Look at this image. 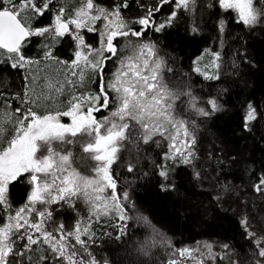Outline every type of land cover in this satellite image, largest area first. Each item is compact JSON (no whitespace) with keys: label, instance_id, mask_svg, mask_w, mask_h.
<instances>
[{"label":"trees","instance_id":"16d2710c","mask_svg":"<svg viewBox=\"0 0 264 264\" xmlns=\"http://www.w3.org/2000/svg\"><path fill=\"white\" fill-rule=\"evenodd\" d=\"M53 2L57 8L65 5L67 9L77 0ZM95 2L111 8L119 0ZM175 3L176 0L169 4H161V0H127L128 7L122 9V15L137 31L143 27L136 23L141 17L151 14V20L159 25L166 23L174 10L176 15L160 32L150 28L141 37H119L118 41L153 43L157 55L164 59L165 79L179 86L182 98L190 91L199 100V109L208 113L188 112L196 141L192 145L194 157L192 161L171 159L165 142L159 141L158 147L155 138L144 143L137 133L125 140L113 171L120 192H129L130 201L124 203V208L130 216L122 221L112 213L101 216L98 222L91 221L95 235L82 237L89 241L87 251L80 245L75 249L77 259L82 256L84 264L93 257L98 264H169L177 259V249L205 241L217 246L214 259H207L205 264H264L257 246V240L264 238V190H256L264 178V20L245 25L233 11H223L218 0H198L193 9L176 8ZM54 15L46 12L34 21V26L53 24ZM82 34L87 41L97 40L93 33ZM43 43V37H32L25 48L26 55L41 59L48 50L41 47ZM75 50L76 44L68 36L59 38L52 47L53 54L61 60H70ZM4 59L0 64V92L5 95L0 99L7 98L9 104L7 109L0 108V123H6L5 111L11 112L20 104L13 94L24 93L23 77L27 74L25 69L11 68ZM213 61L219 67H211ZM114 62L112 58L104 65L105 84L112 78ZM197 67L200 72L195 71ZM205 73L215 78L209 79ZM100 84L101 77L95 76L79 91L99 94ZM106 90L109 108L94 112L97 117L113 108L111 96L115 94ZM188 100L186 96L183 99L184 103ZM210 100L216 101L217 110H212ZM249 105L256 109V119L245 127ZM64 120L67 121L65 117ZM67 147L75 158L89 156L80 141ZM29 180V174L23 173L9 185L10 209L17 210L27 202ZM73 203L75 207L65 202L49 205V230L55 233L57 225L63 224L67 232L82 219L89 222L86 204L82 200ZM7 213V209L0 208V224L6 222ZM154 230L164 235L162 241L150 239ZM47 248L43 245L35 256L52 257ZM40 264L67 261L52 258Z\"/></svg>","mask_w":264,"mask_h":264},{"label":"snow or ice","instance_id":"6c2138e0","mask_svg":"<svg viewBox=\"0 0 264 264\" xmlns=\"http://www.w3.org/2000/svg\"><path fill=\"white\" fill-rule=\"evenodd\" d=\"M170 2L161 0V4ZM218 2L223 9L236 12L239 21L245 25L252 26L264 20V6H257L258 0ZM193 3L194 0H176L175 7L188 9ZM259 3L264 5V0H259ZM127 7V0H119L111 8L101 7L95 0H77L67 9L65 5L57 8L53 0H0V64L5 62L6 57L11 68L27 72L23 77L26 81L24 93L13 94L20 104L11 112L5 111L6 123H0V208H11L9 185L23 173L30 174L32 185L27 205L7 215V221L0 224V264H40V261L52 258L66 260L67 264H84L82 256L77 259L75 249L76 245H80L87 251L89 241L82 237L95 235L91 221L98 222L101 216H109L112 212H116L122 221L129 218L121 202L126 201L128 195L116 192L117 185L110 168L122 142L133 133L139 134L144 143L155 136L170 139L171 159H175L176 155L184 156L186 149L187 155H191L190 148L196 142L195 137L189 131L188 122L178 120L174 114L179 94L163 81V61L155 59V45H133L129 42L131 53L125 55L123 50L118 53L119 37H141L150 28L160 32L171 24L176 12L174 10L166 23L159 25L151 20V14L141 17L136 23L143 27L137 31L122 15V9ZM159 7L157 5V11ZM46 12L55 13L54 23L34 26V21ZM85 31L97 35L98 46L94 47L85 40L82 34ZM65 36L76 44L70 60H61L52 51L59 38ZM32 37H43L46 41L41 47L48 50L41 59L25 53ZM113 56L119 60V68L105 84L104 65ZM216 59H219L218 55ZM210 66L219 67L215 61ZM195 71L200 72L201 69L197 67ZM205 75L209 79L215 78ZM95 76L101 77L99 94L79 91L85 89L86 82H92ZM106 89L115 94L111 96L114 110L110 117L98 121L93 113L109 108L110 95ZM4 95L0 92V97ZM208 103L212 110L218 109L215 100ZM8 104L7 98L0 99V108L7 109ZM25 104L27 106L22 107ZM197 110L202 115H208L203 109ZM63 117L70 118L71 123H62ZM255 119L256 109L249 105L245 127L247 122ZM78 134L90 138L83 151L90 153V158L97 162L92 169L93 176H83L72 168L70 152L61 154L52 147L53 141L71 144L72 140L66 138ZM41 149L44 151L41 152ZM38 152L41 153L39 156ZM161 175L166 176L167 173L162 172ZM262 185L264 178L256 185V190H264ZM108 189L111 193L105 195ZM73 200H82L89 206V222H77L67 232L63 224L57 225L55 233L49 230L47 219L51 218V212L36 206L65 202L75 207ZM126 227V224L121 226V234ZM261 244H264V238L257 240L258 255L264 257ZM34 245L37 248H33ZM43 245L48 246L46 252L53 254L52 257L35 256ZM203 247L208 250L206 253H202L199 247L177 249L174 255L181 259L170 260L169 264H184L185 260L205 264L203 256L214 257L211 245ZM88 264L98 262L93 257Z\"/></svg>","mask_w":264,"mask_h":264},{"label":"rangeland","instance_id":"374dc122","mask_svg":"<svg viewBox=\"0 0 264 264\" xmlns=\"http://www.w3.org/2000/svg\"><path fill=\"white\" fill-rule=\"evenodd\" d=\"M197 1L198 0H194V3L193 4H191L190 5V9H193L194 8V6L196 5V3H197ZM257 6H264V5H262V4H260L259 3V0H258V5ZM221 7V6H220ZM222 8V7H221ZM222 10L223 11H232V10H225V9H223L222 8ZM233 13L234 14H236L237 15V13L236 12H234L233 11ZM237 17H238V15H237ZM84 35V34H83ZM85 37V36H84ZM97 40H95L94 41V43L93 42H90V41H87V39H85L88 43H91L94 47H96V46H98V43H99V40H98V37L96 38ZM129 42H131V41H129V40H126V44L125 43H122V42H120L119 43V45H118V53L121 51V50H123V53L125 54V55H128V54H130L131 53V48L128 46L129 45ZM142 43H151V42H142ZM151 44H153V43H151ZM156 48V47H155ZM105 55L107 56V55H109L108 53H105ZM112 58H114V60H115V62H114V72H113V74L118 70V68H119V64H120V62H119V60L117 59V57H115V56H113ZM111 58V59H112ZM155 59H158V60H161V61H163V67H162V69H161V76H162V78H163V81H164V83H166V85L168 86V88L169 89H171L174 93H177V94H179V98L175 101V112H174V114H175V116H176V118L178 119V120H184V121H186V122H188V125H189V131L192 133V131H191V129H190V122H189V118H190V116H188V112L190 111L191 113H193V111L195 112V111H197V112H199L197 109H199V104H198V101L199 100H197L193 95H190V91H186V94H184L187 98H189V100L186 102V103H184V101H183V99H185V96L182 98V91H180L179 90V86L178 85H176V84H173V83H171L170 81H168L167 79H165V75H164V59L163 58H161L160 56H158L157 55V50H156V57H155ZM108 61V60H107ZM112 78H113V75H112ZM111 78V79H112ZM193 104H195V107H193ZM87 109H85V111H86ZM112 110H114V106H113V108H111V110L110 111H108L107 113H106V115L105 116H103V117H97V116H95L94 115V113H93V115L95 116V118L99 121V120H103L104 118H106V117H110L111 116V111ZM185 113V116H184V113ZM200 113V112H199ZM66 119H67V121L66 120H64V117L63 118H61V122L62 123H66V124H70L71 123V120H70V118H67V117H65ZM103 128L101 129V131L103 132ZM193 134V133H192ZM157 139L158 141H157V147L158 146H160V144H159V141H161V142H165V144H166V146H167V149H168V151H169V155L171 156L172 154H173V152H172V149H171V147H170V145H171V140L170 139H168V138H166V137H164V138H162V137H160V136H155V137H153L152 139ZM66 139H70V140H72V142H75V141H80L81 142V147H82V150H83V146H84V144L90 139L89 137H87L86 135H84V134H78L76 137H71V136H68ZM123 144H124V141L122 142V147H123ZM67 145H68V143H63V144H61V142H59V141H53L52 142V147H53V149H55V150H57V151H60L61 152V154H66V153H71V165H72V168H74V169H76V171H78L81 175H83V176H93L94 175V172H92V169L93 168H95V166H96V164H97V162L96 161H94V160H92L91 158H90V156H91V154L90 153H87V152H85V153H87L89 156H87L85 159H82V157H80V158H75L74 157V153H73V150L71 149V148H68L67 147ZM122 147L120 148V150L118 151V153L116 154V159H115V161L117 160V158H118V154H119V152L121 151V149H122ZM44 150L43 149H41V152H43ZM187 151H188V149H186L185 150V155L184 156H180V155H176L175 157H179V158H181L182 160H184V161H192V159H193V157H194V152H193V149H192V145H191V148H190V151H191V155H187ZM41 153L40 152H38L37 153V155L39 156ZM115 163V162H114ZM114 163L111 165V168H110V173H111V175H112V177H113V179L116 181V177H115V174H114V171H113V169H114ZM86 167V168H85ZM29 178H30V174H29ZM116 185H117V183H116ZM31 190H32V185H31ZM116 192L118 193V194H120V195H122L123 193H127V195H128V199L125 201V200H122L121 202H122V204L124 205V203L125 202H128L129 203V201H130V197H129V192L128 191H124L123 193H121L120 192V190H119V188L118 187H116ZM31 193V192H30ZM111 193V189H108L107 191H106V193H105V195H109ZM30 196V195H29ZM29 199V198H28ZM27 203H28V200H27V202L23 205V206H21V207H24L25 205H27ZM86 206H87V209H88V213L90 214V212H89V206L86 204ZM125 206V205H124ZM20 207V208H21ZM38 209H40V208H47L48 209V211H49V205H37L36 206ZM124 210H125V208H124ZM7 211H8V213H7V215H9V214H12V213H14L16 210H12V209H10V208H8L7 209ZM113 214H115V215H117L118 216V214L116 213V212H112ZM125 214L127 215V217H129L130 215H128L127 214V212L125 211ZM34 216H35V214H33V218H34ZM119 217V216H118ZM141 217V216H140ZM129 219V218H128ZM127 219V220H128ZM7 221V220H6ZM80 221H86V220H80ZM79 221V222H80ZM86 223V222H85ZM73 229V228H72ZM71 229V230H72ZM153 230V229H152ZM151 233H152V235L150 236V239H152L153 241H158L160 238V241H162L163 240V238H164V235L161 233V232H158L157 230H154V232H152L151 231ZM38 235V234H37ZM205 244H209V245H211V252H212V254H213V257L215 256V250L217 249V246H216V244H214V242H199L198 244H196V245H194V246H187V247H184V248H197V247H199L200 248V250H201V252L202 253H206L208 250L206 249V248H204L203 246L205 245ZM182 249V248H181ZM197 255H199V253L197 254ZM203 259H204V261H206L207 259H209V257L207 256V255H205V256H203L202 257ZM181 258L177 255V259L176 260H180ZM212 259H214V258H212ZM184 264H194V262H192V261H187V260H185L184 261Z\"/></svg>","mask_w":264,"mask_h":264}]
</instances>
